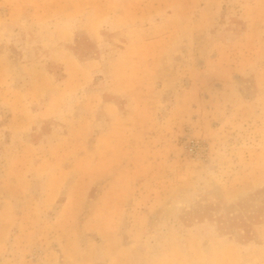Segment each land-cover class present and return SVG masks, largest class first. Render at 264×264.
<instances>
[{
	"label": "rangeland",
	"instance_id": "rangeland-1",
	"mask_svg": "<svg viewBox=\"0 0 264 264\" xmlns=\"http://www.w3.org/2000/svg\"><path fill=\"white\" fill-rule=\"evenodd\" d=\"M0 264H264V0H0Z\"/></svg>",
	"mask_w": 264,
	"mask_h": 264
}]
</instances>
